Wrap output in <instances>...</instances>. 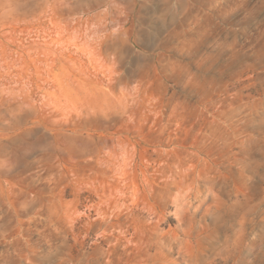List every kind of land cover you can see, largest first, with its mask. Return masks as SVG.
<instances>
[{"label": "rangeland", "instance_id": "obj_1", "mask_svg": "<svg viewBox=\"0 0 264 264\" xmlns=\"http://www.w3.org/2000/svg\"><path fill=\"white\" fill-rule=\"evenodd\" d=\"M0 264H264V0H0Z\"/></svg>", "mask_w": 264, "mask_h": 264}]
</instances>
